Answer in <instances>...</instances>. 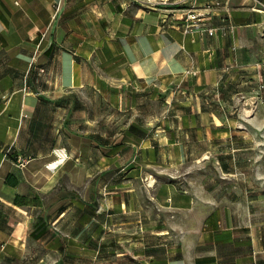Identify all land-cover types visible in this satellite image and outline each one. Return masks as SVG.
<instances>
[{"label":"crops","instance_id":"crops-1","mask_svg":"<svg viewBox=\"0 0 264 264\" xmlns=\"http://www.w3.org/2000/svg\"><path fill=\"white\" fill-rule=\"evenodd\" d=\"M233 80L251 85L258 108L240 115L260 131L264 0H172L157 8L133 0H0V264H70L85 249L108 264L128 255L137 264H264V192L202 197L144 173L160 163L153 129L167 130L171 139L160 142L179 154L187 147L179 136L233 138L236 116L204 111L199 97ZM161 94L183 109L144 110ZM119 112L130 115L121 139ZM119 152L131 153L121 206ZM101 174L107 197L64 186L102 182ZM151 189L174 215L159 235L178 236L157 255L145 240L149 224L113 222L119 212L149 210ZM97 198L105 201L96 210ZM118 229L137 233L123 239Z\"/></svg>","mask_w":264,"mask_h":264},{"label":"rangeland","instance_id":"rangeland-1","mask_svg":"<svg viewBox=\"0 0 264 264\" xmlns=\"http://www.w3.org/2000/svg\"><path fill=\"white\" fill-rule=\"evenodd\" d=\"M250 86L249 84L243 85L240 80H233L227 82L223 87L220 85L199 93L204 111L236 116L233 119H229L231 127L234 130L232 139L219 136L218 140L211 142L205 139L198 141L192 134L179 136V138L182 137L183 142L187 145L185 151L179 154V152H175L171 147L162 145L163 143L160 142V138L165 137L164 134L171 139V135L167 134V130L165 132L160 131L159 133L156 129H153L150 134L151 141L152 145L156 143L160 144L157 147V158L160 163L158 165L152 163L149 167H145L144 173L149 171L159 175L160 180L172 181L181 187L192 186L202 197L206 195V192L213 193L217 199L238 196V194L245 191H250L251 193L254 190L256 192H264V127L260 131H254V125L250 123V119L240 115L246 111L250 112V110L258 108L257 104L253 101ZM180 96H183V94L178 95V97ZM190 100L191 105L188 108L191 110L197 109V99L191 97ZM176 109H183V107L179 106V102L173 100V97L170 98L165 94H161L158 100L145 104L144 108V110L153 114L163 111L169 114ZM231 112L233 113L231 114ZM238 116L241 117L238 118ZM129 118L130 115H125L122 112L118 114L117 133L120 139L123 132L122 128L125 123L130 121ZM250 129L251 131H249ZM126 154L125 152H119V165L115 170L119 176V183L116 188L119 195V206H121L124 197L127 196L124 193L126 186H128L123 182L126 175L124 163L131 153L127 152ZM169 158L174 159V161L177 158H182L183 162L176 165L164 163L163 160ZM98 178H101L102 182L94 183V180H91L77 187L71 183L64 184V186L69 185L70 190H78L82 194L83 192L87 194L92 189H95L98 198L109 196V192L111 191L109 184L106 186V182H103L108 179V175L101 174ZM155 190L151 189L149 191V210H144L143 215L141 211L130 215L122 214L118 211L119 213L113 217V222L119 224L130 221L132 223L131 227L136 225L137 222H139L138 224H141V222L144 225L149 224V231L145 232V240L149 241L151 252L157 255L162 253L163 243L167 245L171 243V240H176L178 236L173 235V233L172 235H159L158 231L163 228L166 229L174 219V215L168 210L161 209L159 200L154 199ZM98 198L94 201L93 208L96 210L97 205L105 201L102 198L100 200ZM96 213L99 214L97 211ZM181 216L183 215H176L177 218ZM132 232L137 233L136 230L118 229L117 231L118 235H121L123 239L128 235L130 236ZM170 235L171 237L169 238ZM165 237L167 238L166 240L164 239ZM85 250L80 252L75 251L74 261L70 264H108L106 262L100 263V261L93 259L94 253L92 250ZM118 262L119 264H137V259L128 255L119 257Z\"/></svg>","mask_w":264,"mask_h":264},{"label":"built area","instance_id":"built-area-1","mask_svg":"<svg viewBox=\"0 0 264 264\" xmlns=\"http://www.w3.org/2000/svg\"><path fill=\"white\" fill-rule=\"evenodd\" d=\"M134 2H139L143 5H147L151 8H157L159 6V4H171L172 3V0H133ZM192 1H195V0H180L181 3H188V2H192ZM198 17L197 14L193 13V12H190L188 14V18L189 19H192V20H195L196 18ZM215 28H210L209 29V32L210 34H214L215 33ZM264 88V84H261L260 85V89Z\"/></svg>","mask_w":264,"mask_h":264}]
</instances>
